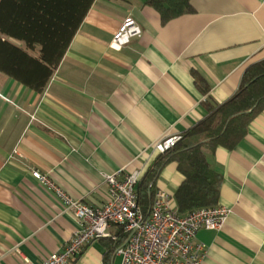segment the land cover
Here are the masks:
<instances>
[{"label":"crops","instance_id":"0c3cea01","mask_svg":"<svg viewBox=\"0 0 264 264\" xmlns=\"http://www.w3.org/2000/svg\"><path fill=\"white\" fill-rule=\"evenodd\" d=\"M191 5L195 13L163 25L145 0H96L43 93L0 73V264H39L79 229L33 171L100 207L107 176L141 180L160 139L186 133L206 117L205 102L225 103L264 62V0ZM127 17L143 35L115 51ZM215 163L224 176L218 206L231 214L221 231L198 233L201 264H264V111L235 149L216 150ZM184 180L170 163L157 187L174 197ZM111 248L95 241L75 264H121Z\"/></svg>","mask_w":264,"mask_h":264},{"label":"trees","instance_id":"16d2710c","mask_svg":"<svg viewBox=\"0 0 264 264\" xmlns=\"http://www.w3.org/2000/svg\"><path fill=\"white\" fill-rule=\"evenodd\" d=\"M95 1L0 0V73L43 93ZM145 3L159 13L163 25L195 13L191 0ZM195 78L200 84L201 78ZM203 106L206 117L184 133L174 148L159 154L141 179L137 194L142 209H148L159 176L170 163H176L185 178L174 195L180 216L219 205L224 176L217 170L215 152L220 147L235 149L264 111V62L246 70L238 91L225 103L207 101ZM114 233L120 235V230ZM109 240L112 252L123 237Z\"/></svg>","mask_w":264,"mask_h":264},{"label":"built area","instance_id":"2783aa9c","mask_svg":"<svg viewBox=\"0 0 264 264\" xmlns=\"http://www.w3.org/2000/svg\"><path fill=\"white\" fill-rule=\"evenodd\" d=\"M142 35L137 21L127 17L114 34L111 49L121 51ZM181 140L182 135L160 139L154 148L163 154ZM32 177L62 203L65 212L74 215L79 225L61 250L39 264H75L87 245L102 239L117 242L120 237L123 241L112 254L121 257V264H201L207 249L196 242L198 233L221 231L231 214L228 208L215 206L180 216L174 197L161 189L144 210L137 194L139 172L122 180L118 174L107 176V202L100 207L87 205L84 198L74 199L48 174L33 171ZM115 229L120 230V235L114 233Z\"/></svg>","mask_w":264,"mask_h":264},{"label":"bare ground","instance_id":"6f19581e","mask_svg":"<svg viewBox=\"0 0 264 264\" xmlns=\"http://www.w3.org/2000/svg\"><path fill=\"white\" fill-rule=\"evenodd\" d=\"M183 136V135H182ZM141 181V180H140Z\"/></svg>","mask_w":264,"mask_h":264}]
</instances>
